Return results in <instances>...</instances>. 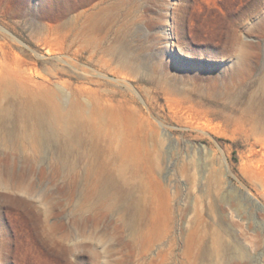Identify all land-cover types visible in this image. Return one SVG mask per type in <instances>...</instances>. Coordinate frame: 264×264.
<instances>
[{"label":"rangeland","instance_id":"obj_1","mask_svg":"<svg viewBox=\"0 0 264 264\" xmlns=\"http://www.w3.org/2000/svg\"><path fill=\"white\" fill-rule=\"evenodd\" d=\"M101 7L93 60L42 42L48 25L74 28ZM27 68L64 104L115 105L153 133L170 199L144 255L102 203L79 208L101 170L87 173L85 154L102 136L67 170L49 148L0 144V264H264V0H0V87ZM216 234L226 248L205 256Z\"/></svg>","mask_w":264,"mask_h":264},{"label":"bare ground","instance_id":"obj_2","mask_svg":"<svg viewBox=\"0 0 264 264\" xmlns=\"http://www.w3.org/2000/svg\"><path fill=\"white\" fill-rule=\"evenodd\" d=\"M104 15L102 7L80 11L75 18H83L81 24L74 28H69V22L48 25L42 42L50 46V52L53 45L59 44V51L73 50L76 56L86 55L93 60L102 53ZM119 46L115 50L123 51L124 45ZM27 70L5 76L1 84L0 144L23 152L31 150L33 154L40 148H49L54 166L67 170L75 164L73 151L83 141L102 136V150L93 146L85 154L89 160L85 165L87 173L101 170L92 196H84L79 208L102 203V220L113 216L115 230L127 232L128 245L132 249L142 248V253L147 254L161 233L158 201L163 198L168 203L170 199L168 190L156 177L153 153L157 139L115 105L104 107L97 101L88 109L78 96L64 104L61 89L57 91L44 82L34 81ZM257 118L264 122V110ZM33 160V155H25V162ZM225 248L224 239L216 234L205 256Z\"/></svg>","mask_w":264,"mask_h":264}]
</instances>
